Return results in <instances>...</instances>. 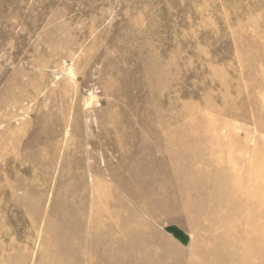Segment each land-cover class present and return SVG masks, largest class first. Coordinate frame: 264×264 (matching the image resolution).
<instances>
[{
	"label": "rangeland",
	"instance_id": "374dc122",
	"mask_svg": "<svg viewBox=\"0 0 264 264\" xmlns=\"http://www.w3.org/2000/svg\"><path fill=\"white\" fill-rule=\"evenodd\" d=\"M0 264H264V0H0Z\"/></svg>",
	"mask_w": 264,
	"mask_h": 264
}]
</instances>
